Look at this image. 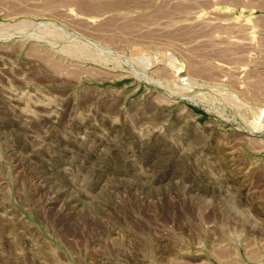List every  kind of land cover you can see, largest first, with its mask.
<instances>
[{
  "label": "rangeland",
  "instance_id": "1",
  "mask_svg": "<svg viewBox=\"0 0 264 264\" xmlns=\"http://www.w3.org/2000/svg\"><path fill=\"white\" fill-rule=\"evenodd\" d=\"M0 264H264V0H0Z\"/></svg>",
  "mask_w": 264,
  "mask_h": 264
}]
</instances>
